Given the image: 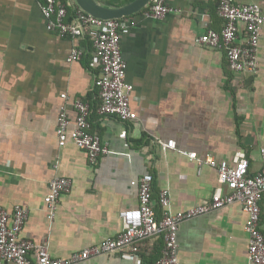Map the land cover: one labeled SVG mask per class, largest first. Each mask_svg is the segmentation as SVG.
Segmentation results:
<instances>
[{
  "label": "crops",
  "instance_id": "0c3cea01",
  "mask_svg": "<svg viewBox=\"0 0 264 264\" xmlns=\"http://www.w3.org/2000/svg\"><path fill=\"white\" fill-rule=\"evenodd\" d=\"M219 1L167 0L173 11L162 18H146L141 10L126 16L133 24L128 21L120 30V47L136 117L124 122L96 111L99 68L92 65L88 39L47 30L39 0H0V206L28 208L21 237L46 243L52 257L64 258L121 230L119 211L138 205L131 180L144 173L152 175L151 197L160 215L161 189L169 191L171 211L210 200L218 181L208 157L230 162L241 150L250 173L261 169L264 26L256 72L232 71L224 48L198 40L207 30L222 28ZM233 1L258 3L264 12V0ZM245 37V25L239 23L237 41ZM77 47L83 51L80 59L66 61ZM76 100L89 104L90 131L109 148L95 164L70 141L58 145V115L64 108L71 131ZM169 140L174 146L163 148ZM55 175L68 177L72 186L49 218L43 198ZM247 222L238 203L182 221L177 264H249ZM259 228L264 234V194ZM162 247V238L155 236L140 244L133 259L115 251L76 264H156Z\"/></svg>",
  "mask_w": 264,
  "mask_h": 264
},
{
  "label": "built area",
  "instance_id": "2783aa9c",
  "mask_svg": "<svg viewBox=\"0 0 264 264\" xmlns=\"http://www.w3.org/2000/svg\"><path fill=\"white\" fill-rule=\"evenodd\" d=\"M39 6L47 30L61 37L84 38L91 42L94 54L92 65L99 68L95 79L100 99L97 113L101 116H114L124 122L134 119L136 113L130 106L132 85L125 78L127 64L120 47V30L128 23V17L99 18L77 6L70 7L61 0H39ZM172 11L167 0H150L141 9V14L146 18L159 19ZM217 12L224 20L222 28L219 31L207 30L199 36V42L218 49L224 48L228 67L232 71L255 73L256 51L264 26L261 6L254 2L220 0ZM129 23L133 24V21ZM239 23L245 25L244 42L237 41ZM82 54V49L73 48L66 56V61L79 60ZM74 106L76 116L71 131H68L70 121L64 108L58 115L55 129L58 145L63 146L70 141L85 151L89 163L95 164L99 156L109 152V148L98 134L90 131L89 104L76 100ZM161 144L163 148L173 147L174 141ZM259 151L262 167L255 173H250L248 157L241 150L235 152L230 162L206 158L205 162L217 170L218 185L208 202L183 211H171L169 191L161 189L156 203L162 210L157 215L151 197L152 175L144 173L131 180V184L137 187L138 205L119 211L121 230L113 237L64 258L52 257L46 243L20 236L28 216L27 207L15 205L8 211L0 206V264H76L115 251H126L133 259L139 252L140 244L155 236H160L163 241L161 256L156 264H177L179 224L233 203H238L248 214L246 230L249 236V264H264V234L259 228L260 200L264 194V146ZM198 163L201 161L198 160ZM71 186V180L65 176L55 175L49 181L48 192L43 198L49 218L55 214L60 195L68 193Z\"/></svg>",
  "mask_w": 264,
  "mask_h": 264
},
{
  "label": "water",
  "instance_id": "95a60500",
  "mask_svg": "<svg viewBox=\"0 0 264 264\" xmlns=\"http://www.w3.org/2000/svg\"><path fill=\"white\" fill-rule=\"evenodd\" d=\"M150 0H132L121 6L105 5L98 0H68L70 7L77 6L85 12L99 18H121L139 12Z\"/></svg>",
  "mask_w": 264,
  "mask_h": 264
},
{
  "label": "trees",
  "instance_id": "16d2710c",
  "mask_svg": "<svg viewBox=\"0 0 264 264\" xmlns=\"http://www.w3.org/2000/svg\"><path fill=\"white\" fill-rule=\"evenodd\" d=\"M63 2H65V0H61ZM129 1H132V0H124L125 3L129 2Z\"/></svg>",
  "mask_w": 264,
  "mask_h": 264
}]
</instances>
